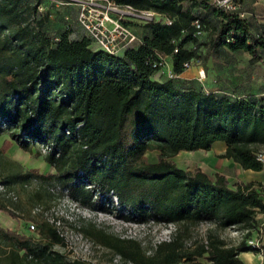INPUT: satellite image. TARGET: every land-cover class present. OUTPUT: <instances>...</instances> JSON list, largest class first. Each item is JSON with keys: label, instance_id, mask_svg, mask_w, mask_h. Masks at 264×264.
Returning <instances> with one entry per match:
<instances>
[{"label": "trees", "instance_id": "1", "mask_svg": "<svg viewBox=\"0 0 264 264\" xmlns=\"http://www.w3.org/2000/svg\"><path fill=\"white\" fill-rule=\"evenodd\" d=\"M44 1L0 0V133L10 138L3 149L11 140L23 149L46 145L43 158L54 168L49 176L81 204L91 205L97 188L115 195L138 221L175 222L172 239L156 245L81 226L137 264H242L240 252L261 251L245 239L257 227V213L264 212L262 183L231 185L225 174L210 176L173 158L221 140L226 147L219 157L243 169L264 168L257 158L264 152V94L178 85L179 76L155 79L153 62L157 52L166 54L181 74L184 62L197 60L188 46L198 41L195 19L201 32L208 29L207 57L225 47L262 61L264 24L254 28L250 17L209 0H115L151 9L160 19L143 23L147 33L139 34L137 46L111 54L93 49L85 35L72 37L71 26L49 34L46 11L39 10ZM149 151L156 152L155 160ZM0 209L13 215L2 202ZM204 221L212 226L188 243L182 232ZM230 227L242 234L236 243L217 233ZM60 243L44 220L36 235L0 226V264H86L55 249Z\"/></svg>", "mask_w": 264, "mask_h": 264}, {"label": "rangeland", "instance_id": "2", "mask_svg": "<svg viewBox=\"0 0 264 264\" xmlns=\"http://www.w3.org/2000/svg\"><path fill=\"white\" fill-rule=\"evenodd\" d=\"M209 1L212 4V0ZM237 2L240 3V8L245 12V16L253 17L249 19L253 22L254 28L264 24V21L261 20L264 17L251 15L256 5H258V9H261V7H264V3L261 4L255 0H237ZM77 7L75 3L45 0L42 10L43 12L46 11L44 27L47 32L49 34L59 33L68 26L77 29L75 27L77 24ZM194 11L197 13L198 9H194ZM131 24L140 35H144L147 31L141 21H134ZM197 35L198 41L195 44H188V46L195 49L197 60L186 69V77H181L180 80L176 81L178 85L184 83L185 85L202 87L207 90L216 89L217 91L235 93H248L242 90L245 85H260L264 89V60H251L248 53L243 51L230 52L225 47H222L217 54L207 57L208 29ZM199 70H203L204 73L201 79H198ZM5 140H10L9 134L7 132L0 133V181H5L8 188L17 195V198L13 200L0 195V202L6 204L13 212L12 215L0 209V226L36 235V231L29 232L27 226L31 221L36 223L37 226L43 221L41 215L32 211L35 206H41L43 210L56 209L66 223L76 222L89 230L93 228L102 229L109 235H111L109 232L124 234L139 239L143 245H147L152 240L167 233L163 225L153 221L136 224L119 218L122 214L127 213L122 209H114L109 205L110 212L105 214L100 211V204H95L91 208L74 202L65 189L55 187L53 184L54 177L49 175L53 174L54 168L44 160L45 150L43 147L31 144L30 149H23L11 140V146L8 149H3ZM147 156L150 160H155L156 152L149 151ZM173 159L181 167L188 169L200 168L210 176L214 173L210 169L209 163L206 162L207 159L203 150H183L178 152ZM247 174L250 175L251 172L245 171L242 176L246 177ZM227 178L231 185L234 184V177L231 173ZM202 227L200 225L191 227L187 231H183L182 234L187 239L197 238L203 234ZM256 231L258 232L257 235ZM217 233L227 243H236L242 237V234L233 230L232 227L218 229ZM86 235L93 238L89 234ZM252 237H259L260 240L264 239V226L256 227L252 232ZM102 246L105 252L101 255L98 264H109L108 255L113 249ZM54 248L60 249L59 246H54Z\"/></svg>", "mask_w": 264, "mask_h": 264}, {"label": "built area", "instance_id": "3", "mask_svg": "<svg viewBox=\"0 0 264 264\" xmlns=\"http://www.w3.org/2000/svg\"><path fill=\"white\" fill-rule=\"evenodd\" d=\"M57 1L60 3H75L77 4V15L76 22L81 27L83 35L87 36L90 39V46L93 49H101L111 54H120L124 49L128 47L137 46L141 42L140 35L132 27V22L141 21L147 22L154 19H160L158 13L151 9H137L130 4H124L116 2L115 0H50ZM212 2L221 7L226 11H237L239 15L245 16V12L240 9V4L236 0H212ZM42 6L39 7V10H42ZM162 21L166 23H171V20L168 18H162ZM194 25L196 27V33L201 32V25L198 19L194 20ZM78 34L72 32V37L77 38ZM177 50V49H175ZM158 59L153 62V66L158 67V70H161L167 78L174 79L180 74H177L171 66V63L166 54L157 52ZM192 61L184 62V70L188 69ZM204 76L203 70H199V77L201 79ZM46 151L48 146L40 145ZM257 158L264 162V152H258ZM55 187L65 189L68 195V189L57 183H53ZM87 186H91L87 184ZM262 188H264V182H262ZM0 195L9 199H16L17 195L8 188V186L0 181ZM70 199L76 203L81 204L78 200H75L70 196ZM93 202L91 205H83L87 207H94L95 204H100L99 207L102 213H109L110 208L122 209V206L118 203L117 197L115 195H105L98 191L97 188L93 189ZM33 213L39 214L42 216L43 220L52 225L58 235L61 237V243L55 246H59V250L62 251L70 260H78L86 264H98L100 262L101 255L105 252L104 247L96 242L93 238L87 236L81 229L80 224L76 222L66 223L64 218L60 216L58 211L54 208L48 210H43L41 206H35L33 208ZM128 212V211H127ZM129 215V213H128ZM126 213L122 214L119 218L131 222V223H149L153 221L160 225H163L167 230V233L164 236H159V238L152 240L151 245H156L161 241H169L172 239L173 235L177 230V224L172 221H155L149 219L148 221H138L135 216L129 215ZM200 226H203L202 233L208 227L212 226L211 222H201ZM37 224L34 222H29L27 229L29 232L33 233L37 231ZM238 231L236 229H233ZM239 232V231H238ZM241 233V232H239ZM258 232L256 231V235ZM121 238H131L125 236L124 234H116ZM191 241L188 240V243ZM247 244L252 246H261L259 237H247L245 239ZM105 246V245H104ZM106 247V246H105ZM108 248V247H107ZM109 264H137L129 258L123 257L118 252L111 251L109 253ZM46 264H52L47 262ZM181 264H184L182 262Z\"/></svg>", "mask_w": 264, "mask_h": 264}, {"label": "crops", "instance_id": "4", "mask_svg": "<svg viewBox=\"0 0 264 264\" xmlns=\"http://www.w3.org/2000/svg\"><path fill=\"white\" fill-rule=\"evenodd\" d=\"M256 2H260L261 4L264 3V0H255ZM259 3V4H260ZM240 4V3H239ZM258 5H256L251 12V15L264 17V7H261V9L257 8ZM248 17V16H247ZM251 17V16H250ZM253 18V17H251ZM264 21V19H261ZM77 23V22H76ZM256 23V22H255ZM72 27V26H71ZM75 27L77 29H73V32H75L78 35H83V31L81 27L76 24ZM147 31L145 32V34ZM249 55V54H248ZM250 58V55H249ZM186 69L179 75V78L186 77L185 76ZM153 78L165 80L167 77L161 70H157L153 74ZM207 90V89H205ZM242 90H245L248 93L251 94H264V89H262V86L257 85H248L244 86ZM207 91H217L216 89H211ZM239 91V90H237ZM235 93V92H234ZM239 95L243 94V92L239 93ZM261 98V97H260ZM262 101H264V98H261ZM226 144L225 142L221 140H216L212 143V145L208 149H197V150H203L205 151V156L209 164L210 169L213 170V172H219L222 174H225L226 177L229 176L231 173L234 177V183L238 181H264V168L261 170H252V169H243L237 162H235L232 158H226V157H219L218 154L222 153L225 150ZM193 151V150H192ZM245 171H250L251 174H247L246 177L242 176V173ZM257 220V227L264 226V212H259L256 215ZM259 225V226H258ZM5 228V227H4ZM20 232V231H18ZM24 233V232H22ZM27 234V233H26ZM260 244L262 246V250L259 252H253V251H242L239 253V257L242 261V264H264V239L260 240ZM22 250L20 251V253Z\"/></svg>", "mask_w": 264, "mask_h": 264}]
</instances>
